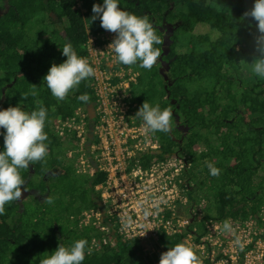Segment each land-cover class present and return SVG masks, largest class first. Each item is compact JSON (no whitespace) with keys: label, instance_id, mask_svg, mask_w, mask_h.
<instances>
[{"label":"trees","instance_id":"1","mask_svg":"<svg viewBox=\"0 0 264 264\" xmlns=\"http://www.w3.org/2000/svg\"><path fill=\"white\" fill-rule=\"evenodd\" d=\"M93 2L102 0H0V107L19 102L27 111L40 104L48 110L44 129L48 154L43 161L21 169L26 198L8 202L0 215V264H39L58 244L68 245L79 238H86L91 249L82 264H144L142 249L147 242L116 235L114 244L103 243L96 226L79 224L83 210L97 208L100 194L95 185L105 180L106 172H77L74 160L67 159L74 132L60 138L57 129L79 106L83 111L95 106L93 77L82 80L64 100L53 97L43 80L52 62L66 58L59 47L63 43L70 41L78 55L85 57L89 34L109 32L100 26L99 18L90 20ZM252 3L121 0L122 8L149 17L162 37V44L156 45L161 53L167 35L163 29L171 26L164 45L168 52L162 55L169 62V80H164L159 62L151 69L123 64L138 69L129 103L137 104L134 112L144 100L172 110L171 131L151 133L159 142L154 154L187 156L190 165L183 177L189 180L190 205L194 208L203 201L202 215L192 217L183 233L161 234L158 241L166 250L184 241L194 227L197 234L202 233L204 220L209 218L261 219L264 78L250 70L249 62L259 55L254 48L258 30L252 17L243 16ZM197 24L207 25L209 31L193 32ZM176 29L186 35L185 41L175 43ZM180 47L184 49L179 51ZM32 84L37 95L23 98ZM83 93L89 95L90 103L77 99ZM180 124L187 130H180ZM206 162L218 167L219 175H210ZM47 196L54 197L52 204L46 203ZM93 237L98 238L95 246L90 245Z\"/></svg>","mask_w":264,"mask_h":264},{"label":"built area","instance_id":"2","mask_svg":"<svg viewBox=\"0 0 264 264\" xmlns=\"http://www.w3.org/2000/svg\"><path fill=\"white\" fill-rule=\"evenodd\" d=\"M114 35L111 31L89 34L86 43L85 58L95 69L92 82L98 138L94 163L86 170L90 168V174L95 169L103 170L106 178L95 185L101 208L83 210L79 224L96 226L103 243L114 244L116 235L147 242L142 249L144 264H158L160 257L155 255L160 251L157 245L161 234L183 233L192 217L202 215L203 201L194 208L190 205L189 180L183 177L190 165L187 156L176 152L154 154L159 148L158 140L146 134L142 122L135 119V103L130 105L129 98L138 72L118 63L107 48ZM85 117V110L79 106L58 126L57 133L69 127L81 134ZM224 221L232 225L231 231L223 230ZM204 226L202 233L197 234L194 227L184 238L192 244L199 264H264V216L260 221L250 217L209 218L204 220ZM97 243L98 238L93 237L90 245Z\"/></svg>","mask_w":264,"mask_h":264},{"label":"clouds","instance_id":"3","mask_svg":"<svg viewBox=\"0 0 264 264\" xmlns=\"http://www.w3.org/2000/svg\"><path fill=\"white\" fill-rule=\"evenodd\" d=\"M120 4L121 0L93 2L90 20L99 18L102 28L115 33L107 48L115 54L118 63L151 69L161 55V49L156 45L162 44V37L157 34L147 15L127 11ZM243 16L252 17L258 30L254 48L259 55L249 62L250 70L256 77L264 78V0H253L252 7ZM59 47L66 58L59 63L52 62L43 80L53 97L64 100L82 80L94 76L95 69L87 58L78 55L70 41ZM28 95H37L36 84H32L31 91L24 93L23 98ZM77 99L90 103L87 93L79 95ZM134 117L142 122L146 134L168 133L173 127L172 110L161 108L158 103L150 104L144 100ZM47 119L48 110L43 104L31 111L25 110L19 102L0 107V129L3 130L0 132L3 136V147L0 148V215L4 214L8 202L19 201L23 197L22 186L26 191L21 169H28L30 164L43 161L48 154V136L44 130ZM206 166L210 175H219L220 169L212 162H206ZM45 201L52 204L54 197L47 196ZM222 228L231 231L232 225L224 221ZM87 245L86 238L76 239L68 245L58 244L40 259L39 264H82L86 253L91 252ZM158 264H199V261L192 244L181 241L163 251Z\"/></svg>","mask_w":264,"mask_h":264},{"label":"flooded vegetation","instance_id":"4","mask_svg":"<svg viewBox=\"0 0 264 264\" xmlns=\"http://www.w3.org/2000/svg\"><path fill=\"white\" fill-rule=\"evenodd\" d=\"M163 30H166L168 36L172 32L171 26H165V28ZM167 35L165 36V34H164V36H165L164 39L166 41L169 40ZM161 61L162 60L159 58V60H158L159 68L161 67ZM165 67L166 66H163L161 69L164 71ZM167 80H169V78ZM88 107H92V110H93L92 116H90L88 113V110H87ZM85 115H86V117L84 119L83 127H82L83 132L81 134H79L78 129L68 127V128H62V133L61 134L58 133V136L61 138L65 135L69 136V135L73 134L72 132H74L75 142H74V145L72 147H70L67 151V157H68L67 159H69V160L73 159L74 160L73 164L76 166L77 172L88 173V171L86 170V167L88 165L94 163L93 152L96 150L95 144L97 143V140L95 141V139H97V134L95 132L97 113L94 111V107L92 105L86 106ZM177 127L180 130L181 129L185 130V127L181 124L178 125ZM178 140H181L180 137L178 138ZM97 202H98L97 203L98 207L101 208L100 200Z\"/></svg>","mask_w":264,"mask_h":264},{"label":"rangeland","instance_id":"5","mask_svg":"<svg viewBox=\"0 0 264 264\" xmlns=\"http://www.w3.org/2000/svg\"><path fill=\"white\" fill-rule=\"evenodd\" d=\"M209 30H208V27H207V25L205 26V24H197V25H195L194 26V28H193V32H196V33H204V32H208ZM183 35H185L183 32H181L179 29H176L175 30V33H174V37H177L176 38V40L177 41H175V43H179L180 41H185L186 40V35L185 36H183ZM184 49V47H180L179 48V51H182ZM105 63V62H104ZM110 63V62H109ZM107 66H109V64H107V63H105ZM128 68H131V69H133V67L132 66H129ZM133 70H135V69H133ZM136 72H138V69H136L135 70ZM137 104L135 103V105H133L134 107L136 106ZM135 114V113H134ZM82 170V169H81ZM87 171H88V173L90 174V168L89 169H87ZM26 195L27 194H25V195H23V197H22V199L23 198H26ZM261 216H264L263 214L261 215Z\"/></svg>","mask_w":264,"mask_h":264},{"label":"water","instance_id":"6","mask_svg":"<svg viewBox=\"0 0 264 264\" xmlns=\"http://www.w3.org/2000/svg\"><path fill=\"white\" fill-rule=\"evenodd\" d=\"M166 43H167V41L164 39L163 45H162V48H163L162 49V53H161V55L159 57L162 60L161 61V67L159 68V71L161 72L164 80H167L168 79V75L166 74V70H168V65H169L168 60H163L162 59V55L163 54H167V52H168L167 47L164 46ZM163 66H166L164 71L161 69ZM87 110H88L89 115L92 116L93 115L92 107H88ZM184 127H185V130H187V127L186 126H184Z\"/></svg>","mask_w":264,"mask_h":264},{"label":"crops","instance_id":"7","mask_svg":"<svg viewBox=\"0 0 264 264\" xmlns=\"http://www.w3.org/2000/svg\"><path fill=\"white\" fill-rule=\"evenodd\" d=\"M157 246H159V249H160V251L155 255L156 257H160V254L162 253V251L163 250H166V249H164L163 247H162V245H157ZM163 249V250H162Z\"/></svg>","mask_w":264,"mask_h":264}]
</instances>
